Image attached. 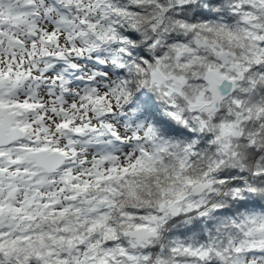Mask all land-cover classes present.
<instances>
[{
	"label": "snow or ice",
	"instance_id": "6c2138e0",
	"mask_svg": "<svg viewBox=\"0 0 264 264\" xmlns=\"http://www.w3.org/2000/svg\"><path fill=\"white\" fill-rule=\"evenodd\" d=\"M0 264H264V0H0Z\"/></svg>",
	"mask_w": 264,
	"mask_h": 264
}]
</instances>
